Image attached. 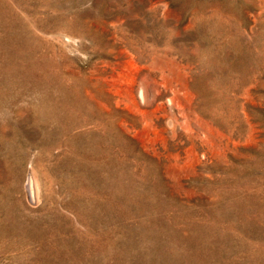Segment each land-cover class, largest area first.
<instances>
[{"label":"rangeland","instance_id":"obj_1","mask_svg":"<svg viewBox=\"0 0 264 264\" xmlns=\"http://www.w3.org/2000/svg\"><path fill=\"white\" fill-rule=\"evenodd\" d=\"M94 263L264 264V0H0V264Z\"/></svg>","mask_w":264,"mask_h":264},{"label":"bare ground","instance_id":"obj_2","mask_svg":"<svg viewBox=\"0 0 264 264\" xmlns=\"http://www.w3.org/2000/svg\"><path fill=\"white\" fill-rule=\"evenodd\" d=\"M14 15V14H13ZM7 19V18H6ZM14 19V18H13ZM11 20V19H10ZM7 22V21H6ZM12 28V27H11ZM16 33V32H15ZM9 34V33H8ZM11 34V33H10ZM31 43V42H30ZM14 45V44H13ZM28 46V45H27ZM4 50V49H3ZM33 51V50H32ZM31 52V51H30ZM27 55V54H26ZM12 57V56H11ZM24 58V57H23ZM26 60V59H25ZM33 60V59H32ZM12 62V61H11ZM30 70V69H29ZM13 71V70H12ZM46 79V78H45ZM78 90V89H77ZM76 92V91H75ZM78 92V91H77ZM46 97V96H45ZM49 98V97H48ZM72 100V99H71ZM82 101V100H81ZM4 102V101H3ZM44 103V102H43ZM53 105V104H52ZM76 105V104H75ZM73 106V105H72ZM65 107V106H64ZM76 108V107H75ZM78 108V107H77ZM34 109V108H33ZM48 109V108H47ZM74 109V108H73ZM58 110V109H57ZM40 112V111H39ZM66 115V114H65ZM85 115V114H84ZM57 116H55L56 118ZM64 118V117H63ZM75 120V119H74ZM72 121V120H71ZM68 124V123H67ZM44 126V125H43ZM65 127V126H64ZM45 128V127H44ZM69 128V127H68ZM75 129V128H74ZM95 131V130H94ZM14 132V131H13ZM90 133V132H89ZM85 134V133H84ZM43 137V136H42ZM86 137V136H85ZM95 139V138H94ZM92 143V142H91ZM74 144V143H73ZM117 144V143H116ZM96 145V144H95ZM59 146V145H58ZM126 147V146H125ZM28 151V150H27ZM110 151V150H109ZM75 152V151H74ZM94 153V152H93ZM108 153V152H107ZM111 153V152H110ZM14 154V153H13ZM114 155V154H113ZM106 157V156H105ZM70 159V157H69ZM68 159V160H69ZM87 159V158H86ZM107 159V158H106ZM8 161V160H7ZM85 161V160H84ZM5 162V161H4ZM11 163V162H10ZM117 163V162H116ZM94 165V164H93ZM9 167V166H8ZM81 168V167H80ZM94 170V169H93ZM107 170V169H106ZM52 171V170H51ZM62 171V170H61ZM85 171V170H84ZM95 171V170H94ZM69 173V172H68ZM100 174V173H99ZM22 176V175H21ZM12 177V176H11ZM100 178V177H99ZM69 179V178H68ZM81 180V179H80ZM98 182V181H97ZM68 184V183H67ZM78 184V183H77ZM30 188L32 189V183L30 184ZM31 195V193H30ZM84 197V196H83ZM80 200V199H79ZM89 216V215H88ZM62 231V230H61ZM50 239V238H49ZM65 239V238H64ZM106 242V241H105ZM59 244V243H58ZM51 247V246H50ZM69 252V251H68ZM61 253V252H60ZM105 262V261H104ZM95 264V263H94Z\"/></svg>","mask_w":264,"mask_h":264}]
</instances>
